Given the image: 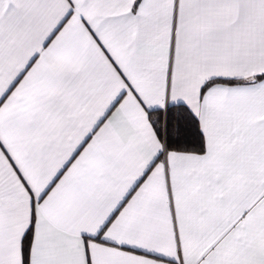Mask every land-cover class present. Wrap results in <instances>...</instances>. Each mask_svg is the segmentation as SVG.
Here are the masks:
<instances>
[{
    "label": "snow or ice",
    "instance_id": "obj_1",
    "mask_svg": "<svg viewBox=\"0 0 264 264\" xmlns=\"http://www.w3.org/2000/svg\"><path fill=\"white\" fill-rule=\"evenodd\" d=\"M0 264H264V0H0Z\"/></svg>",
    "mask_w": 264,
    "mask_h": 264
}]
</instances>
